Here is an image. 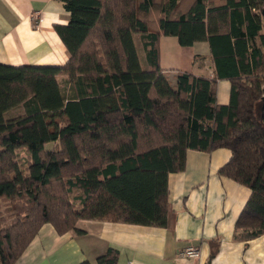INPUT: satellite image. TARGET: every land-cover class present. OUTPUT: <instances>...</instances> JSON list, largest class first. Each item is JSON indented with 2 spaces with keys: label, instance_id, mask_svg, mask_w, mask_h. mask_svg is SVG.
Instances as JSON below:
<instances>
[{
  "label": "trees",
  "instance_id": "16d2710c",
  "mask_svg": "<svg viewBox=\"0 0 264 264\" xmlns=\"http://www.w3.org/2000/svg\"><path fill=\"white\" fill-rule=\"evenodd\" d=\"M60 1L69 20L54 30L68 62L0 65V264H15L45 224L58 235L83 220L164 227L168 175L189 149L231 152L217 174L251 191L236 229L262 235L264 0ZM161 36L209 45L215 78L231 83L227 105L216 104L215 78L170 82ZM18 105L22 116L5 117ZM116 258L109 249L98 263Z\"/></svg>",
  "mask_w": 264,
  "mask_h": 264
},
{
  "label": "crops",
  "instance_id": "0c3cea01",
  "mask_svg": "<svg viewBox=\"0 0 264 264\" xmlns=\"http://www.w3.org/2000/svg\"><path fill=\"white\" fill-rule=\"evenodd\" d=\"M68 20L60 0H0V65L64 66L69 54L54 26H66ZM159 51L169 79L177 73L216 77L206 42L182 47L175 37L161 36ZM58 81L68 88L65 77ZM230 87V81L215 78L216 104L229 103ZM24 113L18 105L5 117ZM230 158L226 148L187 150L184 169L168 175L164 227L83 220L58 235L45 224L15 264H99L109 249L117 252L116 264H264V233L245 239L247 231L236 229L251 191L217 174ZM189 246L199 250L198 259L180 256Z\"/></svg>",
  "mask_w": 264,
  "mask_h": 264
},
{
  "label": "rangeland",
  "instance_id": "374dc122",
  "mask_svg": "<svg viewBox=\"0 0 264 264\" xmlns=\"http://www.w3.org/2000/svg\"><path fill=\"white\" fill-rule=\"evenodd\" d=\"M156 1L159 2L160 0H156ZM190 1H192V0H190ZM157 16H158V12L157 11H152L150 16L148 17L150 27L153 30H154V28H156V19L158 18ZM135 43H136V48H137V55H138V57L140 59V64H141L142 68L147 69V64L145 62L144 51H143L139 36H135ZM169 80H170V82L172 84L175 83L174 80L172 79V77ZM61 87L64 88V85H62ZM8 206H9V202L8 201L0 200V213L2 215L6 216V212L4 210Z\"/></svg>",
  "mask_w": 264,
  "mask_h": 264
},
{
  "label": "built area",
  "instance_id": "2783aa9c",
  "mask_svg": "<svg viewBox=\"0 0 264 264\" xmlns=\"http://www.w3.org/2000/svg\"><path fill=\"white\" fill-rule=\"evenodd\" d=\"M180 256L189 259H198L200 257V252L197 248L189 246L181 251Z\"/></svg>",
  "mask_w": 264,
  "mask_h": 264
}]
</instances>
